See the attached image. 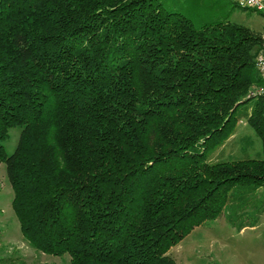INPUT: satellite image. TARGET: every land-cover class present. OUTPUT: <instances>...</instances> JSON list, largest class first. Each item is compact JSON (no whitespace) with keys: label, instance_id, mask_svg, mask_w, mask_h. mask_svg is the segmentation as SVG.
<instances>
[{"label":"trees","instance_id":"1","mask_svg":"<svg viewBox=\"0 0 264 264\" xmlns=\"http://www.w3.org/2000/svg\"><path fill=\"white\" fill-rule=\"evenodd\" d=\"M209 1L0 0V161L35 249L179 264L169 251L196 226L224 213L238 226L264 158L208 153L241 111L264 152V33L197 26Z\"/></svg>","mask_w":264,"mask_h":264},{"label":"rangeland","instance_id":"2","mask_svg":"<svg viewBox=\"0 0 264 264\" xmlns=\"http://www.w3.org/2000/svg\"><path fill=\"white\" fill-rule=\"evenodd\" d=\"M195 16L197 26L208 21H228L264 33V14L235 4L234 0H210L207 10L200 8ZM241 112L237 113L233 134L208 153L210 161L264 158L261 140ZM20 132L19 127L11 129L4 143L8 155L15 151ZM13 196L6 165L0 161V264H69L68 253L44 254L24 238L13 209ZM249 196L250 206L245 211L238 210V226L229 213H224L193 228L169 253L179 264H264V186ZM243 224L247 226L241 227Z\"/></svg>","mask_w":264,"mask_h":264},{"label":"built area","instance_id":"3","mask_svg":"<svg viewBox=\"0 0 264 264\" xmlns=\"http://www.w3.org/2000/svg\"><path fill=\"white\" fill-rule=\"evenodd\" d=\"M236 1L241 6L257 10L264 14V0H236ZM256 67L259 71V74L264 79V45H263V49L256 58ZM257 92L264 94V87L260 88Z\"/></svg>","mask_w":264,"mask_h":264}]
</instances>
